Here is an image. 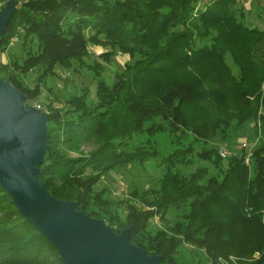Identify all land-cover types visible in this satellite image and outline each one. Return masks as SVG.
I'll return each mask as SVG.
<instances>
[{
    "label": "trees",
    "instance_id": "obj_1",
    "mask_svg": "<svg viewBox=\"0 0 264 264\" xmlns=\"http://www.w3.org/2000/svg\"><path fill=\"white\" fill-rule=\"evenodd\" d=\"M16 1L0 38V78L27 104L60 79L56 68L93 72L92 86L55 97L59 107L48 97L47 109L37 104L48 117L39 175L48 192L115 232L129 227L128 240L160 255L159 264L231 256V264H264V28L234 14L238 0ZM90 44L106 49L103 60L120 52L131 61L108 80L87 61ZM247 123L258 134L249 165L242 150L224 159L205 146ZM87 141L94 149L81 155ZM159 156L152 187L124 195L98 188L117 166ZM0 264H63L1 188Z\"/></svg>",
    "mask_w": 264,
    "mask_h": 264
},
{
    "label": "water",
    "instance_id": "obj_2",
    "mask_svg": "<svg viewBox=\"0 0 264 264\" xmlns=\"http://www.w3.org/2000/svg\"><path fill=\"white\" fill-rule=\"evenodd\" d=\"M18 2L0 7V38ZM48 117L25 102V95L0 78V188L20 216L56 249L63 264H159L128 240L130 228L115 232L105 221L54 197L39 175L48 146Z\"/></svg>",
    "mask_w": 264,
    "mask_h": 264
},
{
    "label": "rangeland",
    "instance_id": "obj_3",
    "mask_svg": "<svg viewBox=\"0 0 264 264\" xmlns=\"http://www.w3.org/2000/svg\"><path fill=\"white\" fill-rule=\"evenodd\" d=\"M234 14L238 17L239 12H244L243 21L249 26H255L258 28H264V0H238V4L233 8ZM89 51L92 53V56L87 60L88 62H93L96 60L100 66L102 75L108 79H113V75L116 71H120L123 68L125 62L131 61L129 56L120 52H114L110 54L107 60H103L99 57V54L105 51V48L101 46L89 45ZM10 50L17 52V47H10ZM9 50V51H10ZM10 51V52H11ZM7 54L0 52V59L5 60ZM228 64L235 69L230 60L228 59ZM60 76V79L49 78L47 85L42 86L41 95L37 98V101L34 102V106L40 104L44 109H47V100H53V106L59 107L61 104L58 100H54L55 97H66L70 96L72 93H75L78 89L84 88L91 84L92 81L90 75L93 73L91 70L86 68L79 69L76 72L71 70H61L59 68L55 69ZM32 78L34 79L33 75ZM31 85L34 84V81L31 79ZM50 88V90L48 89ZM258 134H255L253 131V124L247 123L243 126L238 127L228 138V140H219L218 137L208 141L205 145L207 147L214 146L218 148V151L221 149L228 150L233 155H238L241 153L240 143L244 140L249 142H255L257 144ZM164 138V137H162ZM162 144V152H165L168 148L166 144V139L159 138V142ZM202 144L197 145V149H200ZM94 149V144L92 142H82L80 143L79 150L81 155L91 152ZM197 165H192L189 167H184L183 172L188 173L194 171ZM163 170V165L161 163V156L148 160L147 163L143 165H126V166H117L116 168L107 172L98 182V188H107L111 193H115L117 190L121 191V194H128L131 189H137L139 191L145 190L146 188L152 187L156 183V179L161 175ZM124 191V192H123ZM115 197H119L116 196ZM155 226L158 223H155ZM159 226V225H158ZM235 260L233 256L229 257L228 260L220 258L218 263L223 264L222 262H227L231 264L230 261Z\"/></svg>",
    "mask_w": 264,
    "mask_h": 264
},
{
    "label": "built area",
    "instance_id": "obj_4",
    "mask_svg": "<svg viewBox=\"0 0 264 264\" xmlns=\"http://www.w3.org/2000/svg\"><path fill=\"white\" fill-rule=\"evenodd\" d=\"M39 107V106H38ZM256 146V141L255 142H249V141H242L240 143V149L244 152V155H243V161L246 165H249L250 162H251V155H252V152L254 150ZM219 155L221 158H227L231 155H233L231 152H229L228 150H225V149H221L219 151ZM124 192V191H123ZM115 193H122L121 191H116ZM154 222L155 223H158V218L157 217H154ZM223 264H228L227 262H222Z\"/></svg>",
    "mask_w": 264,
    "mask_h": 264
}]
</instances>
